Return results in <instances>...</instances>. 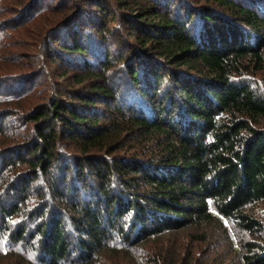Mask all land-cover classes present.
I'll list each match as a JSON object with an SVG mask.
<instances>
[{
  "label": "trees",
  "instance_id": "1",
  "mask_svg": "<svg viewBox=\"0 0 264 264\" xmlns=\"http://www.w3.org/2000/svg\"><path fill=\"white\" fill-rule=\"evenodd\" d=\"M208 1L229 16L211 5L176 14L174 0H157L162 7H148L149 20L132 26L142 47L126 63L137 104L99 82L78 101L53 98L29 111L33 132L12 133L14 162L27 172L0 177L13 186L0 199L4 264H97V254L121 252L114 242L132 246L222 218L253 235L264 231V91L248 76L264 70V7ZM93 4L105 21L114 13ZM92 27L102 43L111 32L99 20ZM83 34L75 28L56 38L54 59L79 58L87 75L96 61L109 80V50L93 56ZM125 132L142 152L117 153ZM64 144L76 152L62 155ZM38 178L59 197L50 211L46 202L29 204ZM241 247L244 264H264V241ZM167 264L176 262L168 257Z\"/></svg>",
  "mask_w": 264,
  "mask_h": 264
},
{
  "label": "rangeland",
  "instance_id": "2",
  "mask_svg": "<svg viewBox=\"0 0 264 264\" xmlns=\"http://www.w3.org/2000/svg\"><path fill=\"white\" fill-rule=\"evenodd\" d=\"M96 1L103 4L106 13L114 12L108 15L106 21L102 13L97 11L98 7L93 4ZM156 1L0 0V177L7 178V175L13 177L17 176V173L27 172L25 165L14 162L13 157L17 156L15 152L17 149L16 144L13 143L15 136L12 133L33 132L34 123L27 118L33 106L48 103L53 98L78 101L80 91H91L94 84L99 82H107L110 86L119 89L121 99L138 103L139 93L134 89L132 80L127 74L126 65L131 50L142 48L135 36L138 31L132 26L140 28L146 17V20H149L151 13L148 7L155 5L162 7ZM174 1L176 6L172 7L176 10V14L179 7L195 11L200 7L211 5L216 11L225 12L229 16L226 9L208 0ZM236 1L264 7V0ZM258 10L264 15V10L260 7ZM96 20L107 23L111 30L103 43L100 35L97 36L96 28L92 27L96 24ZM75 28L80 31L84 29L85 34L82 35L81 41L93 56L102 58L103 51L105 53L109 50L106 62L109 80L99 77L100 74L97 72L101 67L96 61L94 63L96 66L87 68L93 70L95 74L87 75L88 71L79 58L76 61L67 56L62 57L63 59L59 56L58 61L54 59L56 53L53 46L57 44L56 38L66 36V31ZM248 76L255 86L264 91V70L251 72ZM98 104L96 106L98 109H105V103ZM139 141L134 134L123 133L122 146L117 153L142 152V146L138 145ZM72 152L76 151L69 145L62 146V155L67 156ZM52 171L56 172L58 177L63 175L56 168ZM2 178H0V199L7 198L8 191L11 192L13 187ZM16 178L12 180L16 181ZM4 181L6 185L2 187ZM76 183L79 185L78 180ZM50 187L49 183L40 178L33 182L29 192L31 207L46 202L47 211H50L54 204L57 205L59 197L55 196ZM39 200L41 201L38 202ZM260 211L264 220V205H261ZM15 218L14 224L23 219ZM31 225L33 226V223ZM0 231H2L1 225ZM263 237L264 231L259 232V235H253L222 218L212 225L166 231L164 234L152 236L132 246L114 242L112 245L121 252L116 251L114 254L105 250L97 254L94 261L97 264H167L168 257H173L176 264H244L241 259L243 254L241 242L252 239L264 241ZM163 257L167 258L166 262ZM1 258L0 264L9 263ZM19 262L20 260L16 259L10 264Z\"/></svg>",
  "mask_w": 264,
  "mask_h": 264
}]
</instances>
